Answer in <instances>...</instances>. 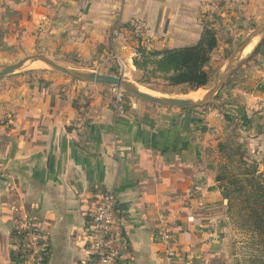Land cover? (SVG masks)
Returning a JSON list of instances; mask_svg holds the SVG:
<instances>
[{
    "label": "crops",
    "instance_id": "crops-1",
    "mask_svg": "<svg viewBox=\"0 0 264 264\" xmlns=\"http://www.w3.org/2000/svg\"><path fill=\"white\" fill-rule=\"evenodd\" d=\"M260 11L264 0H0V63L33 54L132 63L137 36L159 51L192 46L203 28ZM218 98L199 109L125 100L116 113L97 84L0 79V264H12L21 214L49 235L45 264H85L88 213L105 191L121 210L127 264H169L155 237L163 225L183 262L231 264L219 144L234 124L245 159L264 172V39Z\"/></svg>",
    "mask_w": 264,
    "mask_h": 264
},
{
    "label": "rangeland",
    "instance_id": "rangeland-1",
    "mask_svg": "<svg viewBox=\"0 0 264 264\" xmlns=\"http://www.w3.org/2000/svg\"><path fill=\"white\" fill-rule=\"evenodd\" d=\"M238 15V14H237ZM232 16L230 19L227 18L226 21L220 22L219 26H215V33L217 35V48L212 52L209 62L206 65V71L208 72L209 79L205 87L199 88L197 90H191L187 88L185 85L173 86L171 85L163 76L154 74L152 72L153 65L151 61L154 58H147L144 60V57L147 55L144 52L150 51H159L154 49L146 39H143L140 36L136 37L135 46L133 47V58L132 63H127L126 60L122 58H117L114 56L110 61L107 62V65L104 66L102 62H97L95 64L83 63L79 64L78 62H61L64 66L74 67L86 71H95L101 74H110L113 76L122 77L124 80L133 84L139 90H142L148 94L159 96L163 98H177V99H191L190 96L194 95L196 100L203 97V95L213 86L215 80L218 78L221 72H223L225 65L230 58V56L241 46L244 40L252 34L254 30H256L261 24L264 23V11L246 13L243 12L237 16ZM213 21L209 24L212 25ZM264 39V35L260 37L256 44H254V48H256L259 43H261ZM249 48V47H248ZM247 48V49H248ZM251 51V52H252ZM251 52H244L242 60L246 59V57ZM33 55H25V56H16L13 59L0 63V67L13 65L18 61ZM114 55V54H113ZM134 62L138 63L139 67L134 65ZM37 64V65H36ZM239 65V64H238ZM237 65V66H238ZM236 66V67H237ZM233 69V71L236 69ZM232 71V73H233ZM50 73L51 75L63 77L65 80L69 81H77L72 79L71 77L57 72L50 67L35 62L33 64L27 65L24 68L13 72L11 74L0 77V79L4 77H9L11 75H20V74H29L34 75V77L38 75H43ZM230 74V76L232 75ZM229 76V77H230ZM229 77L225 80L222 86L219 88L221 91L224 85L227 84ZM98 86V85H97ZM102 87L103 95L109 100V102L113 101L114 98V87L108 85H99ZM123 91L125 96V100H140L144 101L141 98L136 97L133 94H130L127 91ZM218 91V93H219ZM218 94L216 97L207 103L203 107H216L219 105L218 103ZM199 108H180V109H199ZM225 135V145H233V148L236 146L237 138L241 137V133L237 131V128L234 124H230L227 127ZM238 133V134H237ZM237 134V135H236ZM232 143V144H230ZM239 144V142L237 143ZM241 145V144H240ZM242 147V145H241ZM244 146L241 148L243 150ZM225 163V161L221 162V164ZM236 166V163H235ZM227 221L228 224L225 226L226 236L225 239V247L228 252V257L230 259L231 264H250L249 261L251 256L255 254L254 250L256 249V245L254 244L253 237L249 233V228L242 222V218L240 217L241 212L239 210V206L237 202L232 204V209L228 208Z\"/></svg>",
    "mask_w": 264,
    "mask_h": 264
},
{
    "label": "trees",
    "instance_id": "trees-1",
    "mask_svg": "<svg viewBox=\"0 0 264 264\" xmlns=\"http://www.w3.org/2000/svg\"><path fill=\"white\" fill-rule=\"evenodd\" d=\"M217 41L215 30L205 27L196 44L144 52L147 55L144 60L154 58L152 72L163 76L171 85L197 90L208 82L205 68L217 48ZM134 65L139 67L136 62ZM235 145L233 148V145L219 144L225 163L217 168L215 179L225 193L229 210L234 202L238 203L242 222L253 237L256 249L249 263L264 264V172L259 171L256 162L245 159L246 152L241 151L240 144Z\"/></svg>",
    "mask_w": 264,
    "mask_h": 264
},
{
    "label": "built area",
    "instance_id": "built-area-1",
    "mask_svg": "<svg viewBox=\"0 0 264 264\" xmlns=\"http://www.w3.org/2000/svg\"><path fill=\"white\" fill-rule=\"evenodd\" d=\"M114 98L110 102L114 112L123 113L125 96L114 87ZM18 211V208L14 209ZM88 226L83 240L88 260L85 264H127L125 255L128 242L124 235L121 210L112 191L101 193L88 213ZM165 221L164 215L159 216ZM12 264H45L49 252V235L39 229L28 215H18L13 226ZM155 237L165 246L164 255L169 264L183 262L180 249H173L168 225L160 226Z\"/></svg>",
    "mask_w": 264,
    "mask_h": 264
},
{
    "label": "water",
    "instance_id": "water-1",
    "mask_svg": "<svg viewBox=\"0 0 264 264\" xmlns=\"http://www.w3.org/2000/svg\"><path fill=\"white\" fill-rule=\"evenodd\" d=\"M264 35V23L261 24L256 30L248 36L241 46L230 56L228 59L223 72L220 73L218 78L215 80L213 86L201 97L200 99H177V98H163L159 96H154L139 90L133 84L124 80L122 77L113 76L110 74H101L95 71H86L74 67L64 66L61 64V61L58 59L49 58L44 55L36 54L34 56L26 57L13 65L2 66L0 67V77L16 72L27 65L33 64L35 62L44 64L51 69L65 74L72 79H75L80 82L88 84H97V85H108L115 86L119 89L129 92L130 94L135 95L138 98H141L150 103L168 107V108H199L205 106L207 103L212 101L218 94L219 88L225 82V80L230 76L233 69L240 64L243 60V53L246 47L254 38H260ZM245 60V59H244ZM67 63V62H65Z\"/></svg>",
    "mask_w": 264,
    "mask_h": 264
},
{
    "label": "bare ground",
    "instance_id": "bare-ground-1",
    "mask_svg": "<svg viewBox=\"0 0 264 264\" xmlns=\"http://www.w3.org/2000/svg\"><path fill=\"white\" fill-rule=\"evenodd\" d=\"M257 40H258V38H254L250 43H249V45L246 47V49L244 50V52H251L252 51V49L254 48V44H256L255 42H257ZM249 47V48H248ZM248 48V49H247ZM37 65V64H36ZM42 65V64H41ZM142 91V90H141ZM144 92V91H143ZM190 98L191 99H193V100H196V98H195V96L194 95H191L190 96Z\"/></svg>",
    "mask_w": 264,
    "mask_h": 264
}]
</instances>
